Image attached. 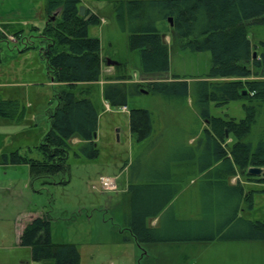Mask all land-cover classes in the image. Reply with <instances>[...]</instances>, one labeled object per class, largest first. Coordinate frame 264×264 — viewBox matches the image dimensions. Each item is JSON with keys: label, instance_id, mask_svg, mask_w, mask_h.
Returning a JSON list of instances; mask_svg holds the SVG:
<instances>
[{"label": "rangeland", "instance_id": "rangeland-1", "mask_svg": "<svg viewBox=\"0 0 264 264\" xmlns=\"http://www.w3.org/2000/svg\"><path fill=\"white\" fill-rule=\"evenodd\" d=\"M80 1V6L86 7V12L92 10L99 19L102 17L103 22L100 19L98 25L88 27L89 37L100 41L102 57L126 62L122 68L116 69L119 75L132 76L136 72L140 57L138 51L129 49L128 36L138 28L148 25H153L160 31L162 42L167 46L169 54L167 80H171L170 75H178L186 77V81L194 82L198 79L192 76L203 75L209 71L210 52L181 50L179 42L173 37L172 26L167 21H157V9L152 11L148 19L142 20L144 23L136 19L134 13L141 10L138 4H145L147 1ZM55 14L57 13L54 12L50 16L55 18ZM45 17H48L45 12V0H0V32L3 36L0 38L2 70L0 81L14 85L11 90L15 99L23 106L22 117H16V120L0 116V153L10 154V151H16L20 156L35 160L41 159L36 148L49 128L48 112L55 107V94L59 90L58 85L50 82L36 37L45 25ZM5 22L8 24H3ZM31 27L37 28L38 31H33ZM19 28L22 33L17 38L14 33ZM248 38L253 44L264 41V27L252 25ZM26 39L32 40L34 47L25 51L24 46L29 44ZM117 72L107 75L105 73L108 72L102 70L104 77L117 76ZM149 80L140 79V83ZM228 80L233 79H216L218 82ZM234 80L242 83L241 95L244 97L248 92L250 98L253 93L247 88L246 82L264 81V68L258 70L251 68L250 77ZM97 88L98 85L95 84L89 91L90 96H97ZM3 94L4 92L0 91V98ZM189 95L188 93L185 98H176L140 91L131 97L127 104L129 109L143 108L152 112L157 109L160 113L157 115V134L153 133L139 143L130 134L128 110L111 108L99 99L98 105L101 109L94 139V145L98 150L96 157L91 156L89 148L82 150V144L78 145L79 140L73 139L71 142L74 146L67 160L69 165L67 174L56 176L52 179L54 182L46 184L42 179L32 178L31 182L26 183L27 190L22 197L0 193V228L5 232L4 246L10 244L14 238L13 232L19 225L18 218L14 220L17 213H21L19 219H22L26 213L40 211L50 217L51 242L73 244L79 252L80 264H155L152 263L153 253L150 251L148 256H142L144 250L139 249L130 239V233L124 229L126 226L123 215L125 210L130 211L134 192L130 190L125 195L121 194L118 192V182L123 179V175L125 177L130 174L129 177L132 178L140 168L144 171L143 183L146 185L166 182L171 163L182 161L183 156L189 152L183 149L182 143L186 140L184 137L194 134L199 125V122L187 112L193 101ZM248 97L231 101L225 107L216 106L211 102L207 110L209 115L214 117L227 113L240 118L245 116L243 106H257L258 114L253 126L254 137L260 133L264 122V101L259 106V103L249 100ZM199 110L203 111V107L200 106ZM206 121L207 123L203 125L209 129L207 118ZM225 136H228L226 132ZM197 142L190 148L196 149ZM231 144L227 143L225 146ZM22 164L28 165L25 163L19 165ZM120 169H124L123 175ZM0 173H3L2 168ZM14 174L18 181L22 179L20 170ZM101 177L110 178L111 183L101 184L99 180ZM61 178L68 182L58 184ZM19 188L24 189L21 183ZM187 191L191 193L184 194L173 206L176 214L170 213L171 209L168 210L158 224L159 227L163 229L174 224L177 227L173 230L177 229L180 233L188 231L190 236L209 237L215 234L224 221L220 216L221 209L225 212L229 208L223 204L220 189L214 185L197 184L187 188ZM254 195L255 193L254 208L249 210L250 218L264 220V193L259 191L255 201ZM149 196L150 191L145 192L143 199ZM243 208L247 209V205L245 204ZM153 221V219L149 221L151 227H154ZM173 237L175 238L172 239H181L180 236ZM188 242L192 245H202L201 242ZM221 243L223 242L219 240L209 243L208 245L212 247L204 251L201 249L198 252L194 251L195 256L192 258H183L182 255H186L189 248L184 242H179L174 251L162 247L165 249L157 252V264H225L223 261L225 252L219 247ZM243 244L252 252L249 258H242V264H264V242L248 241ZM27 256L28 253L24 249L0 250V264H18L19 259H25ZM31 264L43 263L33 261Z\"/></svg>", "mask_w": 264, "mask_h": 264}, {"label": "trees", "instance_id": "trees-1", "mask_svg": "<svg viewBox=\"0 0 264 264\" xmlns=\"http://www.w3.org/2000/svg\"><path fill=\"white\" fill-rule=\"evenodd\" d=\"M145 1V4H138L141 10L134 13L140 23H144L142 20L148 19L152 11L157 9V21L164 22L171 18L173 37L179 42L181 50L210 52L209 71L204 75V81L196 84L200 86L197 102L203 107L202 116L209 120L210 128L205 133L209 136L207 146L210 157L214 163L220 162V167L211 171V178L216 181L214 186L220 189L223 197L234 194L238 198L241 187L226 189L219 181L238 173L242 177L264 183V173L259 176L247 173L249 167L264 168V131L255 146L247 141L256 122L257 106H243L245 116L238 121L210 116L207 108L211 102L217 106L248 97V92L244 97L241 95L242 83L234 79L250 77L251 68H264V42L260 43V54L254 52L253 57L248 38L252 25L264 27V0ZM80 4V0H45V12L48 17H45V25L36 37L50 82L58 85L59 90L55 94L56 105L48 112L49 128L36 148L41 159H29L20 156L16 151L3 159L4 163L28 164L31 177L34 180L42 179L44 184L52 183L56 176L67 174L68 155L74 146L71 140L78 139V145L82 144V150L89 148L91 156L96 157L98 154L93 134L97 131L101 109L98 105L99 90L96 89V97L90 96L89 91L102 79L104 60L101 57L100 41L89 37L88 27L98 25L99 18L93 14L88 20H84L78 14ZM54 12L57 13L55 18L50 16ZM31 29L38 31L37 28ZM21 33L19 28L14 35L18 38ZM0 38H3L1 32ZM28 43L30 45L24 46L25 51L34 47L32 40ZM128 47L132 51H138L142 79L150 80L140 83L131 82L129 75L106 76L103 78L105 83L100 96L111 108L128 109L129 131L139 143L153 133L154 117L148 109H129L127 104L130 98L140 93L143 87L147 92L165 97L185 98L189 93L188 83L186 77L178 75H170L171 80H167L168 49L162 42L160 31L153 25L133 31L128 36ZM216 79L233 80L218 82ZM246 86L253 93L248 99L259 103L260 106L264 101V81L246 82ZM22 114L23 107L19 102L0 99L1 117L16 118L22 117ZM225 132L231 135L234 141L224 150L220 143L227 139ZM67 182L61 178L58 184ZM130 190L134 192V200L125 223L135 242L144 248V245L149 243L169 241L168 237L171 236H166V230L155 231L147 226V220L156 217L167 205L170 199L169 188H157V194L150 192L152 195L147 199H143V194L148 192L146 188L132 184L128 192ZM262 192L264 193V189ZM245 204L247 208L251 207L252 198L247 197ZM234 213L232 210L229 215H225L221 209L220 216L224 221L215 234L202 237L182 233L179 241L205 244L218 240L264 242V220H245L236 217ZM20 245L30 248L34 261L48 264H80L79 252L73 244L51 242L50 217L47 213L25 225L20 235Z\"/></svg>", "mask_w": 264, "mask_h": 264}, {"label": "crops", "instance_id": "crops-1", "mask_svg": "<svg viewBox=\"0 0 264 264\" xmlns=\"http://www.w3.org/2000/svg\"><path fill=\"white\" fill-rule=\"evenodd\" d=\"M88 9V8H87ZM91 10V9H90ZM91 12L93 14H96L95 12H93L91 10ZM101 22L102 21V17L100 18ZM99 19V20H100ZM3 24H8V23H3ZM264 42L259 41L258 44H253L251 42V46H252V51L253 53H257L258 55L261 52L260 49V43ZM100 48H101V44H100ZM102 49H101V57H102ZM104 62L102 63V69L101 70H105L108 73L105 74H110V73H114L117 72L118 69L122 68L124 66V64L126 62H122V61H115V60H111L107 57H102ZM117 69V70H116ZM136 72L133 73V75H129L131 76V82H139L140 79H142V75L141 72L139 70H141V66H140V59L139 62L136 66ZM2 72V70H0V73ZM117 75L118 72H117ZM123 75V74H122ZM205 74L203 75H198V76H192L193 78H197L198 80L192 82V81H187L188 83V92H189V96L191 97V99L193 101H191V106H188L187 112L190 114L191 117L195 118V120H197V122H199V125L196 129L195 132H193L194 134L191 135H187L184 138L185 143H182L184 145L183 149L185 148L186 150H188L189 152L183 156L182 161L176 162V163H171V165L169 166V173H168V177L165 180L166 182L163 183H159L157 182V185H146L145 183H143L144 180V171L142 168H140L135 175H133V177H129L125 176L122 174V172H124V169H120L121 174L123 175V179H121L118 182V192H120L121 194L125 195L126 193H128V188L130 185L134 184L136 186H142L143 188H146L148 191L152 192V194L156 195L157 194V188H169L170 190V199L167 203V205L162 209V211L153 218H149L147 220V226L150 229H153L155 231H162V230H166L167 232H165L166 236H171L168 237L169 241L166 242H154V243H149L144 245V248H141L133 239V237L130 234V239L135 242L137 244V246L139 247V249L144 250V254L142 256H148V252H152V263L157 264V252H160L162 250H164L165 248L162 247H168L169 251H174L179 244V242H184V244L189 245L188 250L186 251V255H182L183 258H192L195 256V252H198L200 249L202 251L206 250L208 247H212L208 244L202 243L201 246H197V245H192L189 244L190 242L188 241H179L178 239H172L175 238L173 236H180L182 235V233L185 234H189L186 232H181L176 230H173L174 224H171V227H164L163 229L159 227V223L162 221L163 219V215L171 209L170 213H174L176 214V209H174V204L176 202H178V200L186 193H191L189 191H187V188H189L190 186H194V185H199V186H204V185H215L216 181L213 180L211 178V171L214 170L215 168L220 167V162L218 163H214V160H211L210 157V150L208 148V142H209V136L207 137V134L205 133L207 129V127H205L203 124H205V122L207 123L206 119L202 116L201 111L199 110V103L197 102V97H198V90L200 88L199 84H196L197 82H202L204 81L203 77ZM102 77L103 74H102ZM202 78V79H200ZM224 80V79H221ZM104 80L103 78L96 83V85H98V90H99V98L101 99L100 96V91L102 90V86L104 84ZM11 87H14V85L7 83L6 81H0V91L4 92V94L2 95V98H0L1 100L4 101H17L19 102L17 99H15L14 94H13V90H11ZM264 103V102H263ZM210 104V103H209ZM227 104L224 105H217L219 107H225ZM209 106V105H208ZM23 107V106H22ZM157 107V104H156ZM243 109V107H242ZM152 112V111H151ZM244 112V110H243ZM222 113V112H221ZM245 113V112H244ZM160 113L157 112V109H154V111L152 112V115L154 117V128H153V133L157 134V115H159ZM221 118H227V117H232L235 119H242L244 117H240V118H236L235 116L231 115V114H221L220 116ZM16 120V118H14ZM25 120V119H23ZM20 120V121H23ZM26 122V120H25ZM254 131V127H252L251 133L249 135V137L247 138V141H249L253 146H255L257 144V141L259 139V137H261L263 131H264V122L262 123V128L260 130V133L255 134V136L253 137V132ZM152 133V134H153ZM226 141L224 143H220L221 147L225 150L227 147L225 146L227 143H233L234 139L231 135L225 136ZM196 149L194 148H190L192 147V145H194V143H196ZM12 152V151H10ZM8 153H0V168H2L3 173H0V193L2 194H6L9 195H18L17 197H22L23 194L25 193V191L27 190V182H31V175L29 174V167L28 165H19V164H11V163H4L3 159L5 156H8ZM262 169V173L264 172V168ZM19 170L21 171L22 174V179L18 181V178L15 177L14 172H19ZM11 171L9 174L8 172ZM261 173V174H262ZM260 174V175H261ZM158 175V173H157ZM253 176V175H252ZM259 176V175H258ZM132 180V181H131ZM133 181H135V183H132ZM17 182V183H16ZM19 183L22 184L24 189L19 188ZM219 183L223 184L224 187L226 189H231L232 187H236L239 186L241 187V193L239 195V197L237 198V196L230 195L227 194V196L224 195V197L222 198L223 203L226 204V206L228 205L229 208L228 210H225V215H229L230 212L233 210L236 213V217L239 218H243L245 220H250V221H257V220H253L252 218H250L251 216L249 215V210H252L254 208V202H253V194L254 195V201L256 198V194L260 191H262L264 189V183L258 182L257 180L251 179V178H246V177H242L241 175H239L238 173L228 177L226 180L224 181H219ZM117 186V183H116ZM31 188H33V186H31ZM35 192V190H34ZM151 194V193H150ZM151 194V195H152ZM251 197L252 198V206L244 209L243 206L245 205V199L246 198ZM183 201V200H182ZM129 209L126 211L123 215V221L125 223V218H127V213H128ZM234 213V214H235ZM43 214L45 213H41L40 211H35V212H30V213H26V216L23 217L22 219H19V217L21 216V213H17L14 217V220H16L18 218L19 221V225L18 227L14 230L13 232V240L10 242V244H6V246H4L5 244L3 243V236L5 234V232L0 228V250H10V251H17L19 249H24L25 251H27L28 256L25 259H19L17 261L18 264H31V262H33L34 260L31 257V250L29 247H24L20 245V235L22 233V230L24 229L25 225L27 223H29L32 219L36 218V217H41ZM249 217H248V216ZM173 216H177V215H173ZM154 220L153 224L154 227H151L149 225V221L150 220ZM125 230L129 232V230L127 229V224L125 223ZM177 231V232H176ZM190 232V230H189ZM130 233V232H129ZM192 233V232H190ZM51 238V236H50ZM223 243L220 244V249L225 252V254L223 255V261L225 264H242V258L247 259L251 256V252L252 250L247 249L245 246L246 244H243L245 242L248 241H236V240H229V241H222ZM170 244V245H169ZM248 245H252V244H248ZM161 246V247H160ZM192 252H194V254H192ZM197 256V255H196ZM179 257V256H177ZM149 258V257H148ZM171 258H173V256H171ZM180 258V257H179ZM161 260V258L159 259ZM40 263L43 264H48L46 262L43 261H38Z\"/></svg>", "mask_w": 264, "mask_h": 264}, {"label": "water", "instance_id": "water-1", "mask_svg": "<svg viewBox=\"0 0 264 264\" xmlns=\"http://www.w3.org/2000/svg\"><path fill=\"white\" fill-rule=\"evenodd\" d=\"M78 14L80 16H82L84 18V20H88L91 16H92V13L91 12H86V7L84 6H79L78 8ZM170 26H172V20L171 18H168L166 20ZM255 56V53H253V57ZM146 92L145 90L141 89V92ZM245 93V92H243ZM96 137V133L93 134V139H95ZM247 173L250 174V175H253V176H258L262 173V169L259 168V167H249L247 169Z\"/></svg>", "mask_w": 264, "mask_h": 264}, {"label": "built area", "instance_id": "built-area-1", "mask_svg": "<svg viewBox=\"0 0 264 264\" xmlns=\"http://www.w3.org/2000/svg\"><path fill=\"white\" fill-rule=\"evenodd\" d=\"M121 110L124 111L126 109H125V107H122ZM99 180H100L101 184H104V185H106V183H107V185H109L111 183V179L110 178L101 177Z\"/></svg>", "mask_w": 264, "mask_h": 264}, {"label": "bare ground", "instance_id": "bare-ground-1", "mask_svg": "<svg viewBox=\"0 0 264 264\" xmlns=\"http://www.w3.org/2000/svg\"><path fill=\"white\" fill-rule=\"evenodd\" d=\"M122 108V107H121Z\"/></svg>", "mask_w": 264, "mask_h": 264}]
</instances>
